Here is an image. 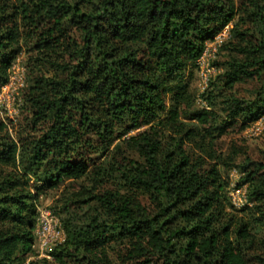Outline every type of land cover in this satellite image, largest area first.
Here are the masks:
<instances>
[{
	"label": "trees",
	"instance_id": "trees-1",
	"mask_svg": "<svg viewBox=\"0 0 264 264\" xmlns=\"http://www.w3.org/2000/svg\"><path fill=\"white\" fill-rule=\"evenodd\" d=\"M67 19L81 41L71 37ZM226 24L229 36L217 52L229 51L225 81L252 82V97H229L223 110L230 121L223 124L208 105L188 117L192 122L174 117L166 95L186 88V70L196 68L204 41ZM22 37L34 40L35 61L55 71L27 87L39 133L0 136V264H23L17 253L29 252L34 240L40 208L31 177L44 189L90 177V187L81 185L59 197L58 210L49 208L55 215L71 204H96L106 214L79 225L63 219L65 239L43 262L62 264L75 255L85 264H250L255 238L247 221L224 218L220 193L228 182L220 167L239 166L253 209L264 218V156L239 165L240 147L217 153L213 145L238 117L264 113V0H0V85ZM58 52L62 60L53 57ZM194 97L185 93L188 106ZM148 123L125 139L143 160L122 157L127 194L100 190L114 166L85 152L103 154ZM118 235L127 245L114 262L107 247ZM254 258L264 264L261 253Z\"/></svg>",
	"mask_w": 264,
	"mask_h": 264
},
{
	"label": "rangeland",
	"instance_id": "rangeland-1",
	"mask_svg": "<svg viewBox=\"0 0 264 264\" xmlns=\"http://www.w3.org/2000/svg\"><path fill=\"white\" fill-rule=\"evenodd\" d=\"M241 1L242 0H235L236 5H238ZM240 15V11L234 12L233 21H239ZM69 21L70 20L67 19L66 24L70 29L71 37L77 41H81L80 32L77 30L76 26L69 23ZM19 41L21 50L14 56L7 66L8 76L12 72L13 65L20 66L24 69L23 85L17 90L16 104L14 105L17 113L9 115L6 111L0 109V120L4 121L7 125V129L0 130V136L6 135L8 139H17L20 136L23 137L26 135L33 137L39 133V125L36 126V128H33L32 109L29 102L26 100L27 87L34 83L36 77H48L53 75L55 71L49 63L43 64L42 62L35 61L36 56H39L40 54H37V51L33 49L34 40L27 41L22 37ZM228 53L229 51L223 50L220 52L219 56L216 55V58L212 60L211 64L213 65L214 70L208 76V80L205 84L200 78L197 65L196 68H188L184 77V81L187 85L186 88L183 91H177L166 95V111H171L174 117L181 120L183 119L188 122H192L193 120H190L188 117H190L192 113H195L203 109L202 107H206L208 105V107L216 113V118L219 123L223 124L224 122L230 121V118L226 116V112L223 110L224 107L227 106L229 97H252L251 91L253 89V83L237 81L234 82L232 87H229V83L225 81V70L227 69L225 61H227V58L229 57ZM53 54V57L58 58V60H62V58H64V55L60 54V52H58V54ZM187 91L195 93V97L190 106H188L184 100V95ZM163 115V113L160 114V116ZM11 116L13 118H11ZM242 122H245L247 126L244 129H239ZM151 123L142 124L124 133L122 137L116 138L108 150H106L103 154H101L100 151L93 153L85 152L86 156L92 157V159L96 162L102 161V163L106 166H114V172H112L111 176L109 175L108 178H106L104 183L100 186V190L114 189L123 194H127V192H125L127 189V182L123 178L122 174V157L127 160L132 159L139 162H142L143 160L139 157L137 152L127 147L125 139L130 135H135L147 129ZM116 144L118 145V148L115 147ZM231 146L240 147L243 151V153H240L236 159V162L239 165H241V163H245L248 158L255 161L261 160L262 156H264V113L252 120H245L242 117H238L227 126L226 132L217 138L213 145L217 153H226ZM233 167L228 170H224L220 167L222 179H225V181L228 182V186L231 182L242 184L246 187V192H249L247 182H242L243 178H241L242 173L240 172L239 166ZM233 170L236 172H232ZM31 182L33 185L35 184V186L32 187V190L36 191L38 195L36 200L37 207L41 208L46 206L52 209V207H55L56 205L57 210L62 202L58 200L59 197L65 198V196L69 195L70 192L78 190L81 185L90 187L93 184L90 177H84L78 181L67 180L56 189L40 188L41 181L37 183L35 177H31ZM228 186L222 189L220 193L225 213L224 218L226 221L242 219V221L248 222L249 231L254 235L256 242V247L253 249V252H251V250L248 252V255H250V264H261L254 258V254L261 253L264 255V218H261L259 213L253 209L255 202L252 199H249V204L246 206L240 208L234 206L229 198ZM97 213H100L101 218L106 219L105 212L96 204L90 207L81 206L79 204H71L68 211L55 213V215L58 217L60 222H63V219H69L73 223L79 225L84 222L83 220H85L89 215H95ZM126 240L127 238H122L118 235L115 240L108 244L107 252L114 262H118V260H116V252L122 250L127 245ZM35 248L36 241L33 240L31 242L29 252L17 253L18 256L25 257L23 264H26L29 260H34L35 264H60L53 260L50 262H43L41 260L42 257L37 255ZM47 259H52V255L50 254V258ZM64 260L65 262L62 264L86 263L78 261L75 255L72 257H65Z\"/></svg>",
	"mask_w": 264,
	"mask_h": 264
},
{
	"label": "built area",
	"instance_id": "built-area-1",
	"mask_svg": "<svg viewBox=\"0 0 264 264\" xmlns=\"http://www.w3.org/2000/svg\"><path fill=\"white\" fill-rule=\"evenodd\" d=\"M229 29V24H226L212 37L206 39L199 55L195 59L200 78L204 84L214 70L211 62L216 58L221 43L229 36ZM23 77L24 69L20 66L13 65L11 74L0 86V109L6 111L9 115L17 113L14 105L16 104L17 90L23 85ZM11 118L13 117L11 116ZM228 191L229 198L237 208L249 204V198L244 185L231 182L228 186ZM33 231L35 236L34 240L36 241L35 250L40 257L50 258V251L53 246L60 244L65 239V232L59 219L46 206L39 209Z\"/></svg>",
	"mask_w": 264,
	"mask_h": 264
}]
</instances>
